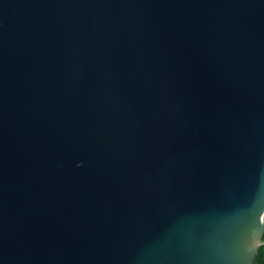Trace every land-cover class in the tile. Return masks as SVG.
Returning a JSON list of instances; mask_svg holds the SVG:
<instances>
[{
    "label": "water",
    "instance_id": "obj_1",
    "mask_svg": "<svg viewBox=\"0 0 264 264\" xmlns=\"http://www.w3.org/2000/svg\"><path fill=\"white\" fill-rule=\"evenodd\" d=\"M264 0H0V264H255Z\"/></svg>",
    "mask_w": 264,
    "mask_h": 264
},
{
    "label": "trees",
    "instance_id": "obj_2",
    "mask_svg": "<svg viewBox=\"0 0 264 264\" xmlns=\"http://www.w3.org/2000/svg\"><path fill=\"white\" fill-rule=\"evenodd\" d=\"M264 240V235H263ZM255 264H264V244L261 245L258 249L256 258H255Z\"/></svg>",
    "mask_w": 264,
    "mask_h": 264
}]
</instances>
